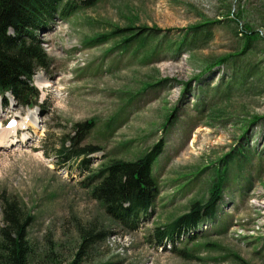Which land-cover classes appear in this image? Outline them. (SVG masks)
Listing matches in <instances>:
<instances>
[{"label":"rangeland","instance_id":"1","mask_svg":"<svg viewBox=\"0 0 264 264\" xmlns=\"http://www.w3.org/2000/svg\"><path fill=\"white\" fill-rule=\"evenodd\" d=\"M238 10L239 26L213 24L181 54L168 51L190 26ZM62 21L39 34L51 64L33 79L37 106H19L11 95L8 105L0 99V141L7 142L0 148V230L3 199L10 198L33 220L29 264H73L84 238L80 264H264V166L258 161L249 180L237 162L231 166L217 216L178 243L188 258L151 241L158 227L207 200L214 168L237 147L242 121L264 114L258 96L212 107L218 99L210 95L200 111L194 82L205 64L238 49L243 24L264 37V0H100ZM257 45L259 55L264 44ZM186 83L191 90L184 95ZM244 105H250L246 116ZM87 122L83 145L101 151L84 171L59 150L63 144L72 148L77 125ZM160 143L164 152L154 167L158 192L150 217L138 231L127 232L84 183L110 161L135 160Z\"/></svg>","mask_w":264,"mask_h":264},{"label":"trees","instance_id":"2","mask_svg":"<svg viewBox=\"0 0 264 264\" xmlns=\"http://www.w3.org/2000/svg\"><path fill=\"white\" fill-rule=\"evenodd\" d=\"M99 1L0 0V98L4 104H7V95L10 94L19 106L29 109L37 106L40 93L33 79L39 69L47 70L51 64L39 34L50 31L59 18L68 19L80 9L95 7ZM241 18L242 12L238 10L237 13L228 12L222 20L190 26L182 39L168 44L167 49L173 54H181L184 47L206 37L211 25L227 21L239 26ZM237 33L241 37L238 49L205 64L194 76V82H199L200 93L196 95L195 102L200 111L207 105L210 95L218 99L217 103L211 102L212 107L234 98H264V61L261 62L264 60V50L259 51V55L257 52V44L261 42L263 45L264 37L248 23L243 24ZM133 38L135 36L125 39L124 43ZM99 39L104 38L96 40ZM184 85L185 95L191 90V85ZM248 107L250 105L243 106L244 115ZM172 119L173 116H170L167 122ZM77 128L79 137L71 141L72 148H65L63 144L59 151L68 154L64 155L68 160L79 161L81 170L88 171L92 156L100 152L101 148L83 145L91 129L90 122L78 124ZM238 134L237 147L221 158L214 168V181L207 200L194 203L190 213L164 228L158 227L151 236L155 245H171L173 253L188 258L186 250L177 249V243L190 230L217 216L231 166L237 162L244 180L250 179V169L255 161L260 164V169L264 166V114H255L250 119L247 115ZM257 136V140L253 139L256 146H250L251 138ZM163 152L160 143L135 160H112L93 172L88 182L84 183L86 188L91 189L92 198L102 205L107 216L127 232L138 231L150 217L158 192L154 167ZM246 161L248 167H245ZM2 211L4 226L0 230V264H29L32 249L28 241V230L33 222L32 217L16 199L4 198ZM87 241V238L83 239L82 249L73 264H80Z\"/></svg>","mask_w":264,"mask_h":264},{"label":"bare ground","instance_id":"3","mask_svg":"<svg viewBox=\"0 0 264 264\" xmlns=\"http://www.w3.org/2000/svg\"><path fill=\"white\" fill-rule=\"evenodd\" d=\"M38 85H43V83H42V84L38 83ZM9 101H10V99L8 100L7 105L9 104ZM32 113L35 114V112H32ZM35 120H36V119H31L32 123L36 124ZM27 121H29V119H27ZM22 128H23V130H24V125H22ZM15 131H16L15 129H10V130H9V133L14 134ZM5 137H6V136H5ZM1 140H4V139H1ZM13 143H15V142H13ZM4 145L7 146V142H6V141H0V148H1V149H2V147H4ZM10 146H11V145H10ZM10 149H11V148H10Z\"/></svg>","mask_w":264,"mask_h":264}]
</instances>
